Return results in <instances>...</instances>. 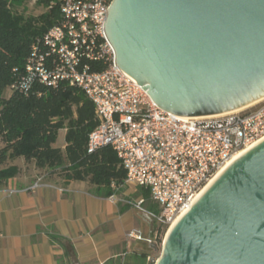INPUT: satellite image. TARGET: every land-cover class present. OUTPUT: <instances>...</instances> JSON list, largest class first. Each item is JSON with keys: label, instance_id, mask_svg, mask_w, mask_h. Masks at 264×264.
<instances>
[{"label": "water", "instance_id": "95a60500", "mask_svg": "<svg viewBox=\"0 0 264 264\" xmlns=\"http://www.w3.org/2000/svg\"><path fill=\"white\" fill-rule=\"evenodd\" d=\"M105 31L119 67L176 116L264 98V0H113ZM190 206L156 264H264V137Z\"/></svg>", "mask_w": 264, "mask_h": 264}, {"label": "built area", "instance_id": "2783aa9c", "mask_svg": "<svg viewBox=\"0 0 264 264\" xmlns=\"http://www.w3.org/2000/svg\"><path fill=\"white\" fill-rule=\"evenodd\" d=\"M112 1L60 0V18L33 46L19 87L27 91L35 81L50 87L66 81L85 93L99 122L89 135L88 151L112 147L127 174L121 188L149 191L156 211L144 207V197L125 201L157 223V236L160 227L169 231L239 152L264 137V98L218 115L169 113L117 64L105 31ZM92 62L103 68L94 69ZM44 178L31 188L42 186ZM109 198L118 199L116 193ZM129 236L144 239L138 231Z\"/></svg>", "mask_w": 264, "mask_h": 264}, {"label": "trees", "instance_id": "16d2710c", "mask_svg": "<svg viewBox=\"0 0 264 264\" xmlns=\"http://www.w3.org/2000/svg\"><path fill=\"white\" fill-rule=\"evenodd\" d=\"M59 1L38 0L50 10L25 16L14 12L9 0H0V93L8 87L13 90L7 98L0 95V141L4 144L0 166L24 157L49 175L87 181L98 194L109 197L122 189L127 174L112 147L88 151L89 135L99 124L93 102L66 81L56 87L35 81L27 91L19 87L33 46L60 18ZM91 65L96 70L103 68L94 62ZM62 129H66L65 148L55 146ZM19 171L15 164L0 169V185ZM141 191L150 200L149 191ZM156 208L150 204V210Z\"/></svg>", "mask_w": 264, "mask_h": 264}, {"label": "crops", "instance_id": "0c3cea01", "mask_svg": "<svg viewBox=\"0 0 264 264\" xmlns=\"http://www.w3.org/2000/svg\"><path fill=\"white\" fill-rule=\"evenodd\" d=\"M11 164L20 171L0 185V264H150L157 223L125 201L143 197L141 190L125 187L111 200L87 181L49 175L24 157ZM41 175L43 185L31 188ZM133 231L144 239L131 238Z\"/></svg>", "mask_w": 264, "mask_h": 264}, {"label": "rangeland", "instance_id": "374dc122", "mask_svg": "<svg viewBox=\"0 0 264 264\" xmlns=\"http://www.w3.org/2000/svg\"><path fill=\"white\" fill-rule=\"evenodd\" d=\"M12 10L17 13L24 14L25 16H39L50 10V7H45L44 5L38 3V0H9ZM65 135L66 130L62 129L59 132L57 141L55 143L56 147L63 148L65 145ZM141 197L140 194H134L133 199ZM151 202L148 201L144 204L146 209L150 208ZM168 230L166 232L165 228H159V233L157 236L153 233V238L155 239L156 250L153 251L152 261L156 264L159 258L162 256L164 242L167 237ZM151 263V262H150Z\"/></svg>", "mask_w": 264, "mask_h": 264}, {"label": "bare ground", "instance_id": "6f19581e", "mask_svg": "<svg viewBox=\"0 0 264 264\" xmlns=\"http://www.w3.org/2000/svg\"><path fill=\"white\" fill-rule=\"evenodd\" d=\"M254 104H255V103H254ZM243 151H244V150H243ZM243 151H241V152H243ZM241 152H239L237 155H239ZM237 155H236V156H237ZM236 156H235V157H236ZM235 157H234V158H235ZM222 170H223V169H222ZM218 174H219V173H218ZM218 174H217V175H218ZM217 175H216V176H217ZM216 176H215V177H216ZM215 177H214V178H215ZM198 195H199V194H198ZM190 208H191V206H190ZM176 221H177V220H176ZM176 221H175V222L172 224V226L170 227V229H169L167 235L169 234L170 230L172 229V227L174 226V224L176 223Z\"/></svg>", "mask_w": 264, "mask_h": 264}]
</instances>
